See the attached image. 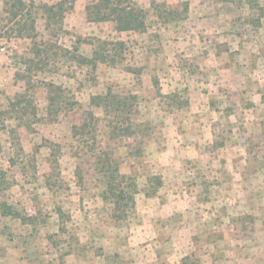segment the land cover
I'll return each instance as SVG.
<instances>
[{"label":"rangeland","instance_id":"rangeland-1","mask_svg":"<svg viewBox=\"0 0 264 264\" xmlns=\"http://www.w3.org/2000/svg\"><path fill=\"white\" fill-rule=\"evenodd\" d=\"M23 1L39 36H17L0 0V109L28 81L40 117L41 82L85 108L111 88L137 97L132 118L146 127L110 142L137 184L116 220L92 153L71 134L78 111L30 128L4 119L0 211L35 219L0 213V264H264V0H129L146 12L143 32L88 21L86 0H64L60 33L45 28L42 7L60 0ZM47 39L88 56L98 40L123 45L94 68L53 49L24 72Z\"/></svg>","mask_w":264,"mask_h":264},{"label":"trees","instance_id":"trees-1","mask_svg":"<svg viewBox=\"0 0 264 264\" xmlns=\"http://www.w3.org/2000/svg\"><path fill=\"white\" fill-rule=\"evenodd\" d=\"M63 4L64 0H60L54 4L42 5L46 29L49 30L53 24V29H57L59 33L62 31V20L66 10ZM30 5L32 4L27 5L23 0H4L3 10L7 13L8 20H14L17 36L34 39L39 34L35 31V17ZM85 13L88 21L112 23L116 31L143 32L146 30V12L142 8L135 7L129 0H86ZM52 33L53 37L57 36V32ZM98 41H100L97 45L98 49H94L90 56L78 53L77 48L73 51L69 50L60 46L57 41L51 42L50 39L42 40L40 44L43 46L34 42L33 57L24 61L28 64L24 72H32L33 69H38L40 64L47 65L46 57L42 56L48 55L53 49L63 52L64 57L78 64H87L94 68L98 62L107 60L109 51L123 45L122 41ZM76 42H80V38H77ZM56 53L54 54L57 55ZM41 84L46 94L45 116L38 115L39 108L34 104L32 96L28 94L30 85L28 81L24 91L15 94L14 98H8L6 108L0 109L2 127L4 119H14L18 126L30 128L39 120L55 121L64 111H78L79 118L71 125V134L81 141L80 152L92 153L90 157L93 159V170L100 183L99 195L111 204V216L116 220L126 218L135 204L134 195L137 192V184L133 176L120 171V164L112 153L114 147L110 142L123 137H132L144 131L145 123H138L132 118L137 112V105L134 103L137 97L133 94H121L108 88L104 93L91 95L85 108L61 85L50 81L41 82ZM95 108L101 110V115L95 113ZM101 122L103 133L98 132ZM80 172V167L77 165L76 175L79 181H81ZM0 213L18 217L23 223L35 219L34 216H24L11 210L9 204H3Z\"/></svg>","mask_w":264,"mask_h":264},{"label":"built area","instance_id":"built-area-1","mask_svg":"<svg viewBox=\"0 0 264 264\" xmlns=\"http://www.w3.org/2000/svg\"><path fill=\"white\" fill-rule=\"evenodd\" d=\"M0 51H3V48L2 47L0 48Z\"/></svg>","mask_w":264,"mask_h":264}]
</instances>
